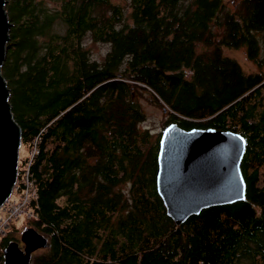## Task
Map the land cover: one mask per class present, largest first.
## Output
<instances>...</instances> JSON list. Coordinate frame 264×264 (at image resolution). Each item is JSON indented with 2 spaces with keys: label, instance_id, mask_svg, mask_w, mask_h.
<instances>
[{
  "label": "trees",
  "instance_id": "16d2710c",
  "mask_svg": "<svg viewBox=\"0 0 264 264\" xmlns=\"http://www.w3.org/2000/svg\"><path fill=\"white\" fill-rule=\"evenodd\" d=\"M50 1L57 10L5 0L1 72L21 146L38 142L28 223L47 247L30 264H264V0ZM85 35L108 46L101 62ZM240 47L256 73L222 51ZM144 93L167 109L163 129L244 138L243 201L179 225L166 215L155 184L161 133L151 141L140 127ZM13 240L0 238V264Z\"/></svg>",
  "mask_w": 264,
  "mask_h": 264
},
{
  "label": "water",
  "instance_id": "95a60500",
  "mask_svg": "<svg viewBox=\"0 0 264 264\" xmlns=\"http://www.w3.org/2000/svg\"><path fill=\"white\" fill-rule=\"evenodd\" d=\"M9 28L5 0H0V206L15 182L21 146V129L13 119L1 72ZM244 148V138L230 130H185L168 124L159 138L155 181L166 215L179 225L203 209L243 201L245 182L239 166ZM20 241L23 249L15 241L4 248L3 264H30L31 254L47 247L46 238L30 227L22 231Z\"/></svg>",
  "mask_w": 264,
  "mask_h": 264
},
{
  "label": "rangeland",
  "instance_id": "374dc122",
  "mask_svg": "<svg viewBox=\"0 0 264 264\" xmlns=\"http://www.w3.org/2000/svg\"><path fill=\"white\" fill-rule=\"evenodd\" d=\"M236 0H227L229 7L233 8L235 5ZM112 3L120 5L122 7H126V1L125 0H111ZM43 6L46 8L48 11H53L58 9V4L55 2H52L50 0H42ZM65 26L59 21L56 20L52 26L53 32L57 34H63L65 32ZM84 48L87 50L89 57L92 60H97L101 62L107 51H108V46L103 43H94L90 41L89 35H85L83 40H82ZM203 47H198V50H202ZM223 53L225 56L234 59L241 67V69L247 73H256L258 71L257 66L248 60L245 54L244 48L240 47L237 49H230V48H224ZM148 95L147 93H144V96L139 99V103L143 109V112L145 114V119L141 124V129L145 130L148 132L150 135V140L154 141V139L157 137L159 133L163 130L164 123L168 119V113L167 111L163 112V109L149 101H147ZM34 147L31 145L27 146H20L19 148V157L22 160H26L29 158L30 153ZM32 226L29 225L28 220L25 221L24 217H20L18 220L11 222L10 228H8L5 232V234H10L15 238V242H18L19 248L22 249L23 245L20 242V235L22 231L26 228H29ZM14 230V232H13ZM37 231V230H36ZM13 232V233H12ZM43 249H40L36 251L32 256H38L42 254Z\"/></svg>",
  "mask_w": 264,
  "mask_h": 264
},
{
  "label": "built area",
  "instance_id": "2783aa9c",
  "mask_svg": "<svg viewBox=\"0 0 264 264\" xmlns=\"http://www.w3.org/2000/svg\"><path fill=\"white\" fill-rule=\"evenodd\" d=\"M34 149L29 158L21 160L18 156L17 176L11 193L6 201L0 206V238L11 226V222L24 217L26 220L34 218L33 200L37 196V187L32 178L31 165L38 153L37 139L33 141Z\"/></svg>",
  "mask_w": 264,
  "mask_h": 264
},
{
  "label": "flooded vegetation",
  "instance_id": "af4514ba",
  "mask_svg": "<svg viewBox=\"0 0 264 264\" xmlns=\"http://www.w3.org/2000/svg\"><path fill=\"white\" fill-rule=\"evenodd\" d=\"M21 242V241H20ZM18 243V242H17ZM22 243V242H21ZM22 245H23V243H22ZM18 247H19V244H18ZM21 249V248H20ZM22 249H23V247H22ZM38 250H40V249H38ZM38 250H36V251H38ZM44 250V249H43ZM35 251V252H36ZM35 252H33V253H35ZM32 255V254H31Z\"/></svg>",
  "mask_w": 264,
  "mask_h": 264
}]
</instances>
